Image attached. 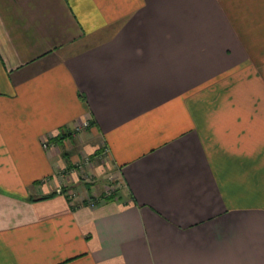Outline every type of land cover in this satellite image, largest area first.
Returning a JSON list of instances; mask_svg holds the SVG:
<instances>
[{"label":"crops","instance_id":"obj_1","mask_svg":"<svg viewBox=\"0 0 264 264\" xmlns=\"http://www.w3.org/2000/svg\"><path fill=\"white\" fill-rule=\"evenodd\" d=\"M0 264H264V0H0Z\"/></svg>","mask_w":264,"mask_h":264},{"label":"rangeland","instance_id":"obj_2","mask_svg":"<svg viewBox=\"0 0 264 264\" xmlns=\"http://www.w3.org/2000/svg\"><path fill=\"white\" fill-rule=\"evenodd\" d=\"M233 103V102H232ZM232 105L229 106V108H231ZM239 103H234L233 104V107L234 109H239ZM220 120H224V119H220ZM241 120V119H239ZM86 123H89L88 126L91 125L90 123V120H86L85 121ZM84 122V124H85ZM88 126H83L82 125V128H80V126H78L76 128V130H73V133L76 137L78 134H80V132L84 131ZM81 130H80V129ZM78 133V134H77ZM47 140L45 141L44 145L46 146L47 144ZM64 148V147H63ZM65 150V154H66V157H67V153L69 152L68 150ZM109 149L108 147L105 145L102 149V151L98 154V158L96 159L97 160V163L98 164H101L100 166H102L103 164H106V161L110 158V155H109ZM69 159V158H68ZM95 161L92 159L91 155H88V154H85V155H82L80 154V158L79 160H75L74 163H72V165L70 164V162H68V166L66 167L67 169V173L65 171V173L68 175L69 173L70 174H73V175H79L80 176V181H82V186H86V184L88 183H91V182H100V183H106L107 184V194H108V190H116V189H119L120 187V181H119V170L118 168L115 170H112L110 171L109 169H107L106 167V173H105V177L104 176H100V175H95ZM71 171V172H70ZM64 173V172H63ZM61 191H65L67 193H69L70 195L73 194V191H71L70 188H67L65 189L64 187H62ZM110 193V192H109ZM111 194V193H110ZM72 196H75V194H73ZM94 197L91 198V200H94L92 202L96 203V200L95 199H98L99 197L93 199ZM91 202V203H92Z\"/></svg>","mask_w":264,"mask_h":264},{"label":"built area","instance_id":"obj_3","mask_svg":"<svg viewBox=\"0 0 264 264\" xmlns=\"http://www.w3.org/2000/svg\"><path fill=\"white\" fill-rule=\"evenodd\" d=\"M88 125H89V123H86V122H85V124H83V126H88ZM80 128H82V127H80ZM80 128H79V129H80ZM110 192H112V190H110ZM90 201L92 202V201H94V200H91V198H90ZM92 204H94V202H92Z\"/></svg>","mask_w":264,"mask_h":264}]
</instances>
